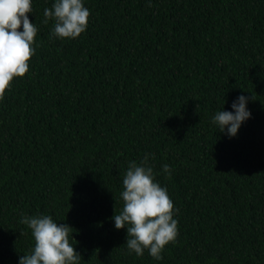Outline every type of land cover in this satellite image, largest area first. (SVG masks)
<instances>
[{
  "label": "trees",
  "instance_id": "1",
  "mask_svg": "<svg viewBox=\"0 0 264 264\" xmlns=\"http://www.w3.org/2000/svg\"><path fill=\"white\" fill-rule=\"evenodd\" d=\"M54 2L32 0L35 53L0 100V264L31 252L37 215L74 228L80 264H264V0H83L65 39ZM239 95L251 117L229 138L212 118ZM145 154L178 210L161 260L111 219Z\"/></svg>",
  "mask_w": 264,
  "mask_h": 264
},
{
  "label": "clouds",
  "instance_id": "2",
  "mask_svg": "<svg viewBox=\"0 0 264 264\" xmlns=\"http://www.w3.org/2000/svg\"><path fill=\"white\" fill-rule=\"evenodd\" d=\"M32 11V0H0V100L14 78L29 71L38 31L27 15ZM89 16L83 0H55L51 8L44 9L43 23L55 21L53 37L77 38L86 30ZM248 100L239 95L231 105L234 111L222 110L214 115L212 122L220 132L229 138L237 135L242 123L251 117ZM162 170L171 177L169 165H163ZM122 183L123 207L111 218L115 228H126L129 253L140 257L147 249L154 259H163V249L178 236V221L173 218L178 210H174L167 188L155 181L147 154L140 164L129 162ZM20 222L31 230L34 247L19 257V264H80L82 256L70 242V236L75 239L71 225L55 222L50 215L24 216Z\"/></svg>",
  "mask_w": 264,
  "mask_h": 264
}]
</instances>
